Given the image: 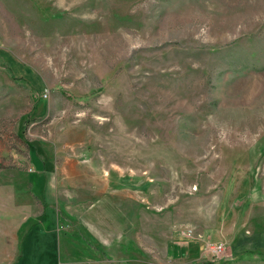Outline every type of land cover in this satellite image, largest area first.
I'll use <instances>...</instances> for the list:
<instances>
[{"label":"rangeland","instance_id":"rangeland-1","mask_svg":"<svg viewBox=\"0 0 264 264\" xmlns=\"http://www.w3.org/2000/svg\"><path fill=\"white\" fill-rule=\"evenodd\" d=\"M0 34V264H264V0H0Z\"/></svg>","mask_w":264,"mask_h":264},{"label":"built area","instance_id":"built-area-1","mask_svg":"<svg viewBox=\"0 0 264 264\" xmlns=\"http://www.w3.org/2000/svg\"><path fill=\"white\" fill-rule=\"evenodd\" d=\"M2 47V36L0 34V48ZM222 249L218 246L215 247H210L209 248V253L213 256H219V254L221 253Z\"/></svg>","mask_w":264,"mask_h":264}]
</instances>
